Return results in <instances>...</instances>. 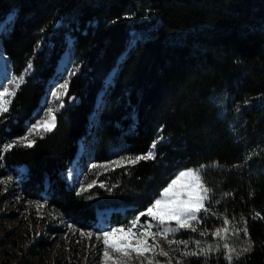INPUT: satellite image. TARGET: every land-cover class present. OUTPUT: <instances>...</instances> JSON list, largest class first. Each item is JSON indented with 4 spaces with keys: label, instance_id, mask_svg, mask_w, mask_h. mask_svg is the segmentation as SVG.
<instances>
[{
    "label": "trees",
    "instance_id": "trees-1",
    "mask_svg": "<svg viewBox=\"0 0 264 264\" xmlns=\"http://www.w3.org/2000/svg\"><path fill=\"white\" fill-rule=\"evenodd\" d=\"M11 12L0 40L12 73L24 79L0 113V156L11 167H29L20 181L24 194L39 198L45 189L49 202L84 228L99 207L127 206L110 218L123 225L179 170L200 168L210 198L193 222L197 231L178 235L188 242L180 243L182 260L264 264V0H0V22ZM66 50L69 89L55 127L35 135L31 147L5 150L24 135ZM73 94L79 103L69 102ZM80 138L84 171L87 153L99 162L135 157L158 141L156 157L108 165L99 176L105 187H78L63 173ZM6 215L0 204V221ZM225 219L242 227L227 238L231 260L213 237ZM48 249L43 233L23 245L10 230L0 237V264H50Z\"/></svg>",
    "mask_w": 264,
    "mask_h": 264
},
{
    "label": "rangeland",
    "instance_id": "rangeland-1",
    "mask_svg": "<svg viewBox=\"0 0 264 264\" xmlns=\"http://www.w3.org/2000/svg\"><path fill=\"white\" fill-rule=\"evenodd\" d=\"M9 17V15H6L5 19L0 22L1 31L4 29L5 24L9 21ZM70 38L71 36H69V39ZM130 42H135L134 36H132ZM67 52L68 51L65 52L66 54L64 53L62 55L59 65H57L56 76H53L49 79L46 94L42 97L40 105L35 110L33 118L26 122L24 126L25 133L22 137L27 135L30 137V139H33L35 135L46 132V130H44V126L36 129L32 133H29L28 130L31 125L41 121L49 120L51 118L47 115L49 108L53 109L52 115H54L56 119L57 112L66 106L65 97L69 89V85L67 83V78L69 76L68 69L71 67V62L68 60L70 50L69 55ZM3 53V48L0 42V58L2 61H5V69L3 68V72L0 73L1 77L4 74L2 80L0 77V86H2L0 87V91L6 87L9 88L10 92L14 91L15 93L23 80L16 82L18 87L16 84H13V81H16V78L21 75H15L12 73L7 55ZM65 55H67V60L63 64L62 59ZM62 77L64 78V81L60 82V78ZM105 81H108V79ZM65 83L68 85L66 93L57 99L55 94L57 92L63 91L61 86ZM12 97L13 95H6L4 98L10 101ZM61 104L63 106H61ZM8 105L9 104H7V107ZM92 117H94V114L90 116V119ZM79 144L82 145L81 152L85 153L86 145L83 138L79 139L78 145ZM86 158L88 163L87 170H82L79 164L80 156H78L73 163L71 162L72 164L70 163L68 170L63 173L64 178L70 185L85 187L88 185V183H93V181L100 185H107L108 181L105 182L99 180V176L103 174L102 172L106 169V166L115 165L112 163L114 161H120V163L126 162V160L122 161L121 158L128 157H113L109 160L99 162L95 161L94 157L90 153H87ZM93 165H96L97 167H93ZM190 169L200 170V168L196 167L183 168L178 171L172 180L176 179L181 172ZM25 173V167L22 163L11 167L7 165L2 156H0V204L2 209L7 212V215L0 221V237H3L8 231L13 230L15 233H17L18 240L21 244L29 245V243L33 240V236L43 233L49 246L48 250L50 251V264H186L182 260L183 254L181 251H183V249H181V245L176 243H168L169 240L180 241V236L178 235L183 230H186V228H178L175 221L161 225L157 220H154L152 217L147 215L140 216L138 225L133 227V232L155 233L156 235L154 240L151 235L147 236V244H154L155 247H152L149 251H145L141 254H137L135 251L129 249L128 255H124L122 252L109 247L108 251L112 259L105 262L103 255L104 245L102 239H98V237H100L103 232L111 231L113 228H124L125 231H127L128 227L132 225V221L137 216H139L140 213L131 217L123 225H113L110 221V218L102 216L101 210H98L96 220L92 227H80L71 222L55 205L49 202V200L45 197V189L40 192L41 197L39 198H32L24 194L20 181L22 177L25 176ZM186 179L187 178H185V180ZM185 180H181L177 187H180L182 184H184ZM171 181L168 183V185L171 183ZM156 199H163V190L154 199V201ZM147 209L143 212L146 213ZM116 210L122 211L123 208L116 207ZM229 222V224L222 225L213 231L214 233L217 229H221L220 235H213V237H215V239L219 241L222 246H227V253L228 249H231L232 247L229 245V242H227L228 236L233 232L234 228H242L241 225L237 226L235 222ZM145 224H150L151 227L147 229L139 227V225ZM164 228L173 229V231L168 233L167 238L161 234ZM225 228L228 229L226 233L223 231ZM88 233H91L92 236L89 237L87 235ZM122 236L123 234H118V237ZM137 238L138 237H131L130 242L135 244L137 242ZM161 249L163 252L167 253L166 258L168 260L165 262L163 259H158V256L162 255ZM37 264L45 263L42 259H40L38 260Z\"/></svg>",
    "mask_w": 264,
    "mask_h": 264
},
{
    "label": "snow or ice",
    "instance_id": "snow-or-ice-1",
    "mask_svg": "<svg viewBox=\"0 0 264 264\" xmlns=\"http://www.w3.org/2000/svg\"><path fill=\"white\" fill-rule=\"evenodd\" d=\"M32 68L31 62L28 63L25 73L30 71ZM23 75L16 78V81H13V84H16L18 87L17 81H22ZM2 87V86H0ZM11 87V85H10ZM68 85L65 83L61 86L62 92H57L55 95L57 96V99L60 98L61 95L66 93ZM14 91L10 92L9 88H3L2 91H0V113H4L8 111L7 104L10 103V101L6 100L4 97L6 95H14ZM74 99V98H73ZM61 106H63L61 104ZM53 109L49 108L47 111V115L51 117L49 120L41 121L36 124L31 125L28 132L32 133L36 129L44 126V130L51 131L52 127L55 126V116L52 115ZM158 141H153L152 145L150 146L148 152L143 155H137L135 157H128V158H121L122 161L126 160L129 164H135L138 163L141 160H149V159H155L156 153V145ZM16 143H25L27 146L31 147L34 143L32 139H30L29 136L20 137L17 141L10 143L5 146V150L11 148ZM114 164L119 165L120 161H114L112 162ZM93 167H97L96 165H93ZM200 170H187L184 172H181L179 176L172 180L171 183L163 189V199H156L150 207H148L147 212H141L139 216H137L133 221L132 225L128 227L127 231H125L124 228H113L111 231H105L101 234L98 239H102L103 245H104V259L105 262L112 259L110 256V253L108 251V248L111 247L117 251L122 252L124 255H128V250L131 249L132 251H135L137 254H141L145 251H149L152 247H155V245H148L147 244V236L151 235L153 237V240L155 239V233L151 232H133V227L138 225L140 216L147 215L149 217H152L154 220H157L159 224L163 225L165 223L175 221L178 228H191L193 231H197L195 227H193V221H198L197 213H200L202 211H207L205 208V201H207L210 198V189L205 186V183L201 179V176L199 174ZM185 178H187L185 180ZM181 180H185V183L182 184L180 187H177L178 183ZM95 184V181H93L92 184L87 185V188L93 187ZM101 187H105V185L101 184ZM86 188H82L81 191H86ZM79 194V193H78ZM227 195V194H226ZM259 215V214H257ZM224 223L227 225L230 222L225 219ZM139 227H143L145 229L150 228V224L145 225H139ZM170 231H173V229L170 228H164L162 231V235L167 238V235ZM223 231L226 233L228 231L227 228L223 229ZM245 232H247V229H244ZM221 233V229H217L213 235L219 236ZM118 234H123L122 237H118ZM83 235V233H82ZM89 237L92 236L91 233L87 234ZM201 235H204V233H201ZM131 237H138L137 242L135 244L130 242ZM169 244H180L183 243L187 245V241H168ZM199 244V241L196 242ZM227 247V246H225ZM210 250V249H209ZM247 250V249H245ZM204 249H201L200 252H186L185 255H198L204 252ZM228 259H232V249H228ZM162 255H167V253L163 252L161 249Z\"/></svg>",
    "mask_w": 264,
    "mask_h": 264
},
{
    "label": "water",
    "instance_id": "water-1",
    "mask_svg": "<svg viewBox=\"0 0 264 264\" xmlns=\"http://www.w3.org/2000/svg\"><path fill=\"white\" fill-rule=\"evenodd\" d=\"M14 13L15 12H11V13H9V14H12L9 18L10 19H12L13 18V16H14ZM10 19H8L9 21H10ZM0 32H1V30H0ZM72 44L73 43V37H71L69 40H68V45L69 44ZM66 49H68V46H67V48ZM124 55V53H122L120 56H119V58H118V60H117V63L112 67V69L109 71V73L108 74H110V73H113V76H114V73H115V71H116V69H117V67H118V62L121 60V57ZM70 56V55H69ZM70 59V57L68 58V60ZM105 83V82H104ZM105 84H107V83H105ZM108 85V84H107ZM102 92L103 91H101L100 93H99V100H100V98L102 97ZM74 98V99H73ZM69 102L71 103V104H77V103H79L80 102V97L77 95V94H73V95H71L70 97H69ZM55 127V126H54ZM53 127V128H54Z\"/></svg>",
    "mask_w": 264,
    "mask_h": 264
},
{
    "label": "bare ground",
    "instance_id": "bare-ground-1",
    "mask_svg": "<svg viewBox=\"0 0 264 264\" xmlns=\"http://www.w3.org/2000/svg\"><path fill=\"white\" fill-rule=\"evenodd\" d=\"M12 14H9V16H11ZM68 50V49H67ZM66 50V51H67ZM65 51V52H66ZM64 52V53H65ZM63 53V54H64ZM4 54V53H3ZM66 54V53H65ZM67 54L69 55V52H67ZM62 58V57H61ZM60 58V59H61ZM67 60V55H65V56H63V59H62V61H63V64L65 63V61ZM4 61V60H3ZM2 61V59L0 58V73H2L3 72V70L5 69V61L3 62ZM59 62H60V60H59ZM4 68V69H3ZM1 77V76H0ZM3 78V75H2V77H1V79ZM111 78H113V73H110V74H108V77H107V79L109 80V79H111ZM107 79H105V80H107ZM105 83H107V81H105ZM104 83V84H105ZM107 84H105V86H106ZM103 91V90H102ZM101 92V91H100ZM104 92V91H103ZM103 92H102V95H103ZM103 100V98L101 97L100 98V100H99V96H98V98H97V102H96V106H98L99 104H100V102ZM56 120V119H55ZM80 145V144H79ZM81 146L82 145H80L79 147H78V151L76 152V155H75V159L78 157V154L80 153V151H81ZM74 159V160H75ZM74 160H72V163L74 162ZM70 167V166H69Z\"/></svg>",
    "mask_w": 264,
    "mask_h": 264
}]
</instances>
